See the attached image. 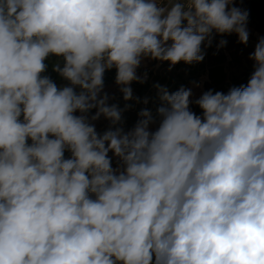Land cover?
Instances as JSON below:
<instances>
[{
    "label": "clouds",
    "instance_id": "9594fccd",
    "mask_svg": "<svg viewBox=\"0 0 264 264\" xmlns=\"http://www.w3.org/2000/svg\"><path fill=\"white\" fill-rule=\"evenodd\" d=\"M248 18L234 0H0V264H264V37L246 85L157 84L129 130L104 91L114 69L129 101L142 61L201 62L217 35L247 45Z\"/></svg>",
    "mask_w": 264,
    "mask_h": 264
},
{
    "label": "trees",
    "instance_id": "16d2710c",
    "mask_svg": "<svg viewBox=\"0 0 264 264\" xmlns=\"http://www.w3.org/2000/svg\"><path fill=\"white\" fill-rule=\"evenodd\" d=\"M234 5L249 12L247 27L252 28L254 33L264 36V0H234ZM220 39L227 40L226 46L218 48ZM250 42L244 45L239 43L238 37H234L232 34L225 36L217 35L210 47L205 48L202 45L205 55L201 62H194L192 64L179 62L170 67L169 62L160 61V66L154 69L153 66L156 60H153V64L149 69L138 74L142 77L145 73L147 74L145 82L139 83L134 81L130 85L133 99L125 101L123 94L120 92L111 102L117 104L122 110V126L124 129L129 130L135 125L137 120L140 119L138 113L143 109L150 110L153 116L156 117V109L160 105L158 91L155 87L157 84L166 87L171 93L177 91L180 87L186 88L198 84L202 77H206L207 81L203 84L204 92L213 90V92L219 91L225 94L234 86L246 85L253 72V66L244 68L240 74L229 77L225 70V64L234 62L240 65L242 59L249 54L248 51L250 50L248 46ZM46 63L48 64V68L45 74L49 75L57 84L66 83L57 73L52 71V64L49 60ZM112 84H115L114 69L105 73V87ZM145 100H147V103H144ZM190 107L197 115L202 114V110L195 103L191 104ZM93 113L94 110L91 114ZM108 127L109 125L99 133L102 134ZM156 127L157 124L150 125L152 130H155ZM69 155L68 152H65L66 157ZM109 156H112V154L109 153ZM112 166L114 168L117 166L114 157L112 158Z\"/></svg>",
    "mask_w": 264,
    "mask_h": 264
},
{
    "label": "rangeland",
    "instance_id": "374dc122",
    "mask_svg": "<svg viewBox=\"0 0 264 264\" xmlns=\"http://www.w3.org/2000/svg\"><path fill=\"white\" fill-rule=\"evenodd\" d=\"M248 30L250 33L249 41L257 43L258 39L261 36L259 34L254 35L255 33L253 32L252 28H248ZM232 35L234 37H237L235 34H232ZM249 41H248V43H249ZM253 44L254 43L249 44V46H248L249 50H250V51H248L249 54L244 59H242V62L240 63V65H238L237 63L235 64L234 62L229 63V64H225V70H226V73L229 77L232 75L240 74L241 70L244 68H250L253 66L254 62L249 59V55L254 51V49L252 48ZM48 60L53 65L56 62L57 58L53 56V57H50ZM152 64H153V60H150V59H145L144 61H142L140 68L137 70L138 74L142 73L146 69H149L150 66H152ZM159 66H160V61L156 60L153 68L157 69ZM206 81H207L206 77H202L198 84L186 87V89L192 90L193 96L191 99L193 101H195V99H197L204 92L203 84ZM60 84H64V83L63 82L58 83V85H60ZM104 91L107 92L110 96L109 103H111L112 100L120 94L119 87L116 84L106 86L104 88ZM94 112H95V110H94ZM77 114H79V113H77ZM93 123L95 124L96 130L98 132H101L102 130H104V128H106L109 125V122L107 120H105L103 117H101L98 121H95ZM152 128H154V127H152ZM114 159H115V161H117L115 157H114Z\"/></svg>",
    "mask_w": 264,
    "mask_h": 264
},
{
    "label": "crops",
    "instance_id": "0c3cea01",
    "mask_svg": "<svg viewBox=\"0 0 264 264\" xmlns=\"http://www.w3.org/2000/svg\"><path fill=\"white\" fill-rule=\"evenodd\" d=\"M256 34H257V33H255L254 35H256ZM259 35H260V34H259ZM260 36H261V37H264V36H262V35H260ZM251 43H254V44H253V46H252V48L254 49V48H255V45H256V43H255V42H250V44H251ZM116 162H117V161H116Z\"/></svg>",
    "mask_w": 264,
    "mask_h": 264
}]
</instances>
